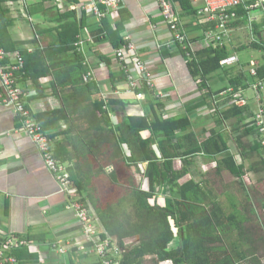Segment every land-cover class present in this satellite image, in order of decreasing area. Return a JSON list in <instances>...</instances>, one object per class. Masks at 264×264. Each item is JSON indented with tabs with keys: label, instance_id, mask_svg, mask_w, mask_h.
<instances>
[{
	"label": "crops",
	"instance_id": "0c3cea01",
	"mask_svg": "<svg viewBox=\"0 0 264 264\" xmlns=\"http://www.w3.org/2000/svg\"><path fill=\"white\" fill-rule=\"evenodd\" d=\"M78 1L76 4L67 3L66 0H6L11 16L15 19V25L11 28L12 39L20 45L7 52L9 56L5 65L9 67L16 63L14 53L22 56L24 67L16 70L14 75L24 90L23 102L32 111L31 116L35 122L50 137L53 155L65 165L74 190L71 194L62 190L57 176L48 168L42 152L26 132L24 118L13 104L6 103L0 96V247L6 246L3 241L8 236L27 242L26 245H16L7 252L16 259L15 263L8 264H102L95 253L71 246L73 242H83L87 247L90 246L84 235L83 222L70 208L72 201L84 203L97 231L116 242L117 239L104 226L89 195L97 199L101 191L107 192V185H112L114 190L110 179L113 171L120 184L128 185L130 179H134L142 189L149 191V180L143 175L148 162H140V170L122 159H114L113 164H108L101 162L105 157L98 151V146L103 151L107 146L105 141L102 142L104 137L101 135L105 136L104 132L122 124L126 116H146L151 111L146 103L147 94L137 93L138 87L131 90L129 74L124 70V65H127L135 74L138 73L133 64L135 58L147 62V67L153 74L155 96L162 104V108L158 109L162 120L190 121L188 129L175 133H155L152 130L141 133L144 139L152 140V147L159 157L162 147H165V153L175 155L174 169L182 173L178 184L192 181L199 185L204 205L210 209L218 203L225 214L235 210L234 203L242 210V203L250 202L249 210L254 217L249 225H264V145L256 128L248 122L260 103L256 94L249 96L246 93L256 80L250 74L252 61L257 63L259 73L263 59H251L246 63L237 53L239 47H235L237 43L242 44L241 46L251 43H241L239 34H232V40L227 44L231 50L229 56L237 54L239 62L217 71H234L237 74L242 69L251 76L249 78L252 80L246 79L237 88H243L249 99L246 110L239 114V110L230 109L235 104L234 92L229 89L237 90L233 84L230 85L231 75L224 73L226 80L222 76L212 79L217 74L215 72L204 78L203 75H195V64H191L197 60L199 50L204 45H209L204 37L205 32L213 27L212 23L197 15L187 14L178 2L172 0L182 30L195 42L194 50H189L175 40L174 33L155 0H123L116 12L113 11L112 15L101 21L89 8L93 0ZM53 3L61 13L76 10L79 21L85 18L74 45L76 51L83 56L82 64L87 72L92 70L94 73L92 80H89L85 78L86 72L85 82H93L96 88L79 93L82 85L73 84V80L78 79L79 75L61 73V66H73L79 62L73 54L70 55L73 51L64 54L58 53L56 48H53L55 51L50 48L54 42V27L59 24L52 19L56 11L51 14L48 12V7ZM192 3L197 9L201 5L200 2ZM38 6L41 11L33 15L32 10ZM43 8L45 11H42ZM120 10L123 11L121 15L118 13ZM122 17L125 22L120 35L128 44L136 46L135 52H132L134 54L126 52L128 44L120 49L115 48L106 34L98 38L105 20L115 26ZM241 27L244 28L245 23L237 30ZM24 49L30 53L38 50L46 52L49 57L47 64L52 66L51 72L42 77L24 78L25 58L21 52ZM118 50L129 54L126 61L119 60ZM123 70L126 80L123 79ZM258 78L264 79L259 74ZM224 82L227 85H221L219 90L214 86ZM141 83L147 84L140 79L139 85ZM247 84L248 87L245 88ZM75 93L78 94L77 98L71 96ZM68 96L71 98L66 100L65 97ZM113 96L128 100L126 112L110 110L109 100ZM95 101L105 103L104 110L108 111L107 117L111 122L109 125L95 107ZM216 136V144L210 145V149L215 150L225 142L227 150L192 151ZM123 148L124 156L129 159L132 150L127 144ZM97 162L107 164L104 167L105 173L98 175L100 164ZM234 165L242 168V172L238 171L242 174L233 173L236 169ZM171 195L172 189L167 184L156 190L158 199L165 203ZM26 235L37 238L31 241ZM59 247L67 249L61 252ZM21 248H27L28 251L18 259L14 252ZM161 264L171 263L166 261Z\"/></svg>",
	"mask_w": 264,
	"mask_h": 264
},
{
	"label": "trees",
	"instance_id": "16d2710c",
	"mask_svg": "<svg viewBox=\"0 0 264 264\" xmlns=\"http://www.w3.org/2000/svg\"><path fill=\"white\" fill-rule=\"evenodd\" d=\"M48 1L54 2L55 0ZM174 1L178 2L187 14L192 16L198 14V9L193 5L192 0ZM66 2L79 3L78 0H66ZM5 3L6 0H0V47L9 52L17 49L20 44L12 39L11 28L15 25V19L11 16L10 9ZM40 9V6L34 8L33 15H37L41 11ZM54 10L56 12L52 19L59 24L54 27V42L50 48L52 50L56 48L58 53L64 54L73 51L70 55L73 54L79 62L73 66H61L60 70L63 69L61 73H70V75L77 73L79 75L78 79L73 80V84L82 85L79 93L86 89L96 88L93 82H85L84 75L87 68L82 64V54L76 51L74 45L85 18L79 21L76 10L61 13L54 3L50 4L48 12L51 13ZM42 11H45V8ZM122 12L120 10L118 13L121 15ZM239 13L242 17L231 24L232 34L238 33L237 28L246 22L245 10L240 8ZM124 22L122 17L113 26L105 20L103 27L98 32V38L106 34L115 48H123L128 44L120 35L124 29ZM262 25L264 22L263 24L255 23L253 26V31L258 38V33L262 36L260 31ZM249 46L262 52L264 50V42L263 44L251 42L247 46L239 47L237 51L244 50ZM21 52L25 58L24 78L42 77L51 72L52 66L47 64L49 57L46 52L38 50L30 53L26 49ZM230 54L231 50L228 45L217 48L204 45L198 52L197 60L191 62V64H195V75L200 74L206 78L217 72L223 68L221 60ZM262 59L263 62L258 73L261 78L264 77V56ZM239 70L237 74L234 71L233 73L226 70L224 72L226 75H231L230 85L233 84L236 89L243 85L246 79L251 78L248 72ZM122 74L123 79L126 80L124 70ZM247 87L248 84L245 88ZM154 88L155 84L150 86L141 83L136 90L137 93L147 94L146 103L151 111L146 116H126L122 124L113 126L104 132L105 136L101 135L104 137L102 142L107 143L106 149L103 151L98 146V151L102 157H105L101 162L113 164L114 159H122V161H128L130 166L135 165L139 170L140 162H148L143 175L149 180V191L142 189L134 182V179H130L128 185L120 184L117 174L113 171L110 174V179L113 181L114 191L112 193L101 191L97 199L93 195H89L104 226L117 239L118 246L123 250L120 264H161L166 261L171 264H264V225H249L251 218L254 217V214L249 210L250 202H243L242 210L238 209L234 203L235 210L229 214H225L222 206L218 203L212 205L210 209L207 208L200 196L199 185H195L192 181L183 185L178 184L182 173L174 169L175 155L165 153V147H162L161 157H159L152 147V140L143 138L141 133L144 130H152L155 133L163 131L175 133V131L186 130L190 127L188 119L162 120L158 112V109L162 108V104L156 98ZM220 92L221 90L217 91V93ZM71 96L77 98L78 94H71ZM71 96L65 97L66 100ZM128 103V100L124 98L113 96L109 100V108L114 112H126ZM94 105L101 112L103 120L109 125L111 122L107 117L108 111L104 110L105 103L95 101ZM230 109L239 110L240 114L246 110V107L238 108L235 105ZM217 137L205 141L203 146L195 147L192 151L198 152L205 149L209 152H221L227 150L225 142L223 146H219L215 150L210 149V145L216 144L214 141L217 140ZM92 144L89 145L90 148ZM124 144H127L132 150L129 159L124 156ZM96 155L98 154L96 153ZM101 162H97L100 164L97 169L98 175L105 173L104 167L107 165L101 164ZM234 166L236 169L233 170V173L242 174V168ZM239 170L241 172H238ZM165 184L172 189V195L167 197L166 203L156 196L157 188ZM80 191H82L81 187ZM25 237L31 241L37 238L30 235ZM27 251V248H21L14 254L18 259H21L25 255L23 253H27Z\"/></svg>",
	"mask_w": 264,
	"mask_h": 264
},
{
	"label": "built area",
	"instance_id": "2783aa9c",
	"mask_svg": "<svg viewBox=\"0 0 264 264\" xmlns=\"http://www.w3.org/2000/svg\"><path fill=\"white\" fill-rule=\"evenodd\" d=\"M123 0H93L89 8L93 10L95 16L101 21L104 18L113 14V11H117ZM159 5L161 12L173 31V35L176 41L185 46L186 49L194 50V43L189 35L182 30L180 24L178 12L174 7L172 0H155ZM194 3H201L198 6L197 16L212 23L213 27L205 32V40L208 44L214 48L225 46L232 40V27L235 21L242 17L239 13V9L243 8L246 12L245 27L248 28L250 43L255 42L257 44L264 42V25L260 28L262 36L257 37L253 26L255 23L264 22V0H192ZM103 6V7H102ZM116 17V16H115ZM242 28V27H241ZM239 28V29H241ZM82 43V41L80 42ZM136 46L133 43H129L127 51L129 54H134ZM118 57L121 62L128 59L129 54L118 50ZM9 54L0 47V96L8 104H13L20 116L24 118V126L26 132L32 137L38 148L42 152L46 165L57 176L59 184L63 191L68 193H74L71 187V179L69 173L66 171L65 165L54 157L52 151V142L47 133H45L41 127L35 122L31 116V112L23 102L24 90L17 82L15 74L16 70L24 67V61L19 53H14L16 63L11 66H6L5 61ZM239 62V56L233 54L227 58L221 60V65L230 66ZM133 64L138 69V73L135 74L133 70L124 65L129 80V86L131 90H136L140 83V79L147 82L148 85H154V77L150 69H148V63L140 58H135ZM250 74L256 78L253 84L250 85L254 90L257 101L260 103L258 110L252 117L248 119V122L253 125L260 135L261 143L264 145V79L258 78V65L252 61L250 67ZM94 73L89 70L86 74V79L92 80ZM234 92V104L238 107H247L249 105V99L244 94L243 88H239L234 91L233 88L229 89ZM76 213V215L83 222L84 235L87 242L90 244L87 247L83 242H73L72 247H80L91 253H95L102 264H120V254H123L122 248L118 246V243L112 240L110 237H103L99 233L94 225L93 219L90 216V211L84 203L79 201H72L70 206ZM1 234V232H0ZM1 238V236H0ZM1 241V239H0ZM5 247H0V264L15 263L16 259L12 254H8L16 245H26L27 242L19 240L12 236L4 239ZM86 242V241H84ZM61 252L66 251L67 247H59ZM8 252V253H7Z\"/></svg>",
	"mask_w": 264,
	"mask_h": 264
},
{
	"label": "rangeland",
	"instance_id": "374dc122",
	"mask_svg": "<svg viewBox=\"0 0 264 264\" xmlns=\"http://www.w3.org/2000/svg\"><path fill=\"white\" fill-rule=\"evenodd\" d=\"M5 5H6V3H5ZM7 7H8V5H6ZM50 13V12H49ZM51 13H53V12H51ZM50 13V14H51ZM238 31V34H239V36H240V42L241 43H245V44H249L250 43V36H249V31H248V28L247 27H244V28H241V29H238L237 30ZM235 35V34H234ZM233 38H234V36H233ZM236 39V38H235ZM242 44H240V43H237V45L235 46L236 48L237 47H240ZM237 53H238V55L240 56V58L242 59V60H244L246 63L247 62H249L251 59H262V57H263V55H264V53L263 52H261V51H259V50H257V49H255V48H253V47H248V48H246V49H244V50H240V51H237ZM220 71V70H219ZM222 74V75H221ZM214 77L212 78V79H214L215 77H218V76H222V78H223V80H226L227 78H226V76H224V72H223V70H221V72L219 73V72H217V74H214L213 75ZM221 85H227V83L226 82H224L223 84H220V85H218L217 86V84H214V86L216 87V89L217 90H219L220 89V87H222ZM247 95H249V96H253V94H255V92H254V90H252V89H250V90H248L247 92ZM105 189L107 190V193H112L114 190H113V186L112 185H107L106 187H105ZM122 255L120 254V257H121ZM264 261V260H263Z\"/></svg>",
	"mask_w": 264,
	"mask_h": 264
}]
</instances>
